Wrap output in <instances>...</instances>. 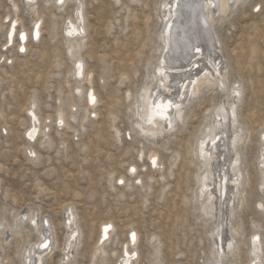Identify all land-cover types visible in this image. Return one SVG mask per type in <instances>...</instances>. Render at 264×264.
<instances>
[{"label": "rangeland", "instance_id": "rangeland-1", "mask_svg": "<svg viewBox=\"0 0 264 264\" xmlns=\"http://www.w3.org/2000/svg\"><path fill=\"white\" fill-rule=\"evenodd\" d=\"M77 1L83 3L85 30L81 46L70 57L64 27L69 18L74 20ZM162 3L65 0L58 6L55 0L30 4L0 0V264H22L27 248L38 240L36 228L28 218L22 220L24 211L27 216L31 209L46 223L48 242L56 240V248L45 253L42 264H59L66 235L63 205L68 203L82 231L70 260L73 264H115L128 247L137 251L132 264L212 261L210 252L216 246L212 240L216 243L217 238L209 234L216 220H204L194 200L198 172L194 149L217 104L223 98L230 100L232 84L242 86L236 115L244 127L240 147L244 178L225 230L226 240L236 242V253L226 252L222 263L247 264L253 232L264 245V210L258 208L264 202L258 168L264 147L259 139L264 133V0H243L213 24L217 53L226 64L228 91L218 89L222 84L202 87L184 107L182 124L176 122V130L152 140L136 132L132 108L160 60L161 50L160 54L156 50L161 48ZM14 19V42L6 47L9 22ZM38 20L40 34L31 39ZM22 30L25 51L17 50ZM77 57L84 66L80 77L73 75ZM77 85L79 96L74 95ZM89 90L95 94L93 105L87 103ZM32 101L40 130L30 141L25 132ZM59 109L65 120L60 126ZM46 138L50 144H44ZM30 149L36 151L37 160L26 151ZM152 150L158 155L156 166L148 159ZM130 166L135 167L131 174ZM104 221L113 228L101 244L104 253L93 257ZM234 228L237 235L228 234ZM130 232L137 233L135 245L127 242Z\"/></svg>", "mask_w": 264, "mask_h": 264}, {"label": "bare ground", "instance_id": "bare-ground-1", "mask_svg": "<svg viewBox=\"0 0 264 264\" xmlns=\"http://www.w3.org/2000/svg\"><path fill=\"white\" fill-rule=\"evenodd\" d=\"M24 1L30 4V2L34 3L37 0ZM55 1L58 6L63 5L65 2V0ZM162 1L163 7L160 8L159 5L160 16H162V18H158L159 16L157 15L158 22H162L160 34L158 35L161 48L156 50L159 54L161 50L160 60H158V66H156V69L150 76V84H144L140 88L132 108L134 116L136 115V119L134 120L136 132L145 139L152 140L158 136H163L167 132L176 130V126H174L176 122L182 124V118L185 113L184 107L188 104L190 98L194 99L198 96L203 89L202 87L208 88L211 86V88H213L212 85L222 84L224 88L218 86V89L222 90V92H226L229 87H226V85H228L227 83L224 84L225 81L228 82L225 80L226 64H224L223 58H220L217 53L219 41L216 40V32L214 34L215 30L213 24L222 20L226 14L229 13L228 11H231V9L243 0ZM82 5L83 3L79 1L76 6H74V8H76V10H74V20H70L69 18L67 21L68 24L64 27L67 54L70 57L76 55V50L81 46L83 41L82 35L84 34L85 26L83 22ZM16 21L17 20L14 19L9 22L6 42L4 44L6 47H11L14 42L15 27L17 26ZM39 22L40 20L35 21L31 28V39H37L40 34ZM17 40V50L21 49L25 51L26 34L23 30L18 33ZM75 63L73 75L75 77H80L82 72H84L83 61L80 57H77ZM194 81L195 83H193ZM229 88L230 100H228V98L224 100L223 98L222 102L217 104L218 107L216 106L217 108L212 113V120L210 119V121L205 123L203 129H201L194 149L198 165L194 200H197L201 215L205 216L204 220H207L206 218L216 220L215 223H213L215 226L214 231L209 234L212 236V239L214 236L217 238H215L216 243L212 240V243L216 244V246H214V250H212L213 254L210 252L212 261L208 264H223L222 258L226 256V252L229 251L230 254H235L234 248L237 247L234 238H232L233 235L230 236L232 240H226L225 230L230 226L229 220L234 216L232 203L240 193V187L244 178L242 173L244 169L241 170L240 167L242 159L240 157V147L242 142H244V127L238 121L239 117L237 118L236 115V110H238L236 108L241 101L242 86H240V84H232ZM74 92L75 96L80 95L81 89L79 85L76 86ZM86 99L88 105L94 104L96 98L93 90L87 91ZM153 101L157 103L161 101L164 103L171 102L173 106L168 109L165 119L157 117L152 124H149L147 119L144 118L146 115L144 108L146 103L148 106H151ZM35 102H31L30 109L28 110L30 124L25 132L26 138L30 141L37 137L36 135L40 130L38 126L39 116L34 110ZM56 115L58 121L56 124H58V126L64 124L65 120L61 109L58 110ZM259 139L263 140L262 146H264V133L260 134ZM44 144H50V140L46 138ZM261 150L262 152H260V156L258 157L259 160H257L259 162L258 168L260 175L259 188L264 192V147H262ZM26 151L32 156V160L38 159L35 156L36 151L34 152L32 149ZM141 157L142 154H140V158ZM148 159L152 166H156L158 163L157 152L153 150L150 151ZM134 170L135 167L130 166V174ZM137 182H140V179H138ZM71 205L72 204L69 203L63 205L66 235L63 248L61 249L63 253L59 260V264H73L70 260L73 257V252L76 251V248L80 244L82 231L77 225L76 215ZM258 208L264 210V202H259ZM31 210L30 214L27 216L26 211H24V218H22V220L28 218L26 221L36 228L38 240L30 248H27L28 250L25 249L26 253H23L24 257L22 254V264H42L45 253L47 251L50 253L54 249L56 240L52 243L48 242L47 237L49 234L46 223L43 222V219L40 220L37 218L36 210H34V213H32ZM20 216H16V218L20 220ZM22 220H20V222H22ZM20 222L18 223L20 224ZM19 224H17L18 227ZM0 226H3L1 220ZM5 227L6 226H4V228ZM112 228L113 224L110 221L101 222L96 246L92 253L93 257L100 256L104 253L101 244L109 238ZM234 233L236 235L238 233L235 228L228 232V234ZM136 234L135 232H130L127 238L129 244L135 245L137 239ZM45 241H47V246L43 247L42 245ZM126 245L127 244H124V246ZM262 246L264 245L259 234L253 232L248 243L247 264H261L264 255ZM127 249L124 248V254L119 256L115 264H132L133 261L136 260L137 251L135 249Z\"/></svg>", "mask_w": 264, "mask_h": 264}, {"label": "snow or ice", "instance_id": "snow-or-ice-1", "mask_svg": "<svg viewBox=\"0 0 264 264\" xmlns=\"http://www.w3.org/2000/svg\"><path fill=\"white\" fill-rule=\"evenodd\" d=\"M69 34H71V33H69ZM78 67H79V65H78ZM193 83H195V81ZM221 87H223V85H221ZM237 95H238V93H237ZM172 106L173 105L171 104V102L164 103L163 101H161L159 103L153 101L151 106H148L146 103L145 108H144V112L146 115L144 118L147 119V122L149 124H152L156 120L157 117H159L161 119H165L167 117L168 109ZM42 246L46 247L47 241H45V243Z\"/></svg>", "mask_w": 264, "mask_h": 264}]
</instances>
